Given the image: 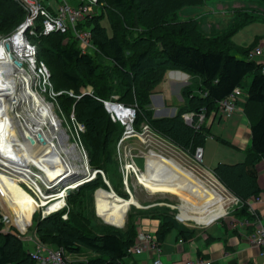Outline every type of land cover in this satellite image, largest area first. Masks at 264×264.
Wrapping results in <instances>:
<instances>
[{
  "label": "trees",
  "instance_id": "obj_1",
  "mask_svg": "<svg viewBox=\"0 0 264 264\" xmlns=\"http://www.w3.org/2000/svg\"><path fill=\"white\" fill-rule=\"evenodd\" d=\"M70 1L74 6L78 5V0ZM205 1L97 0L90 16L79 25L81 29H89L93 47L90 54L80 51L79 43L71 33L37 35L31 40L37 44L38 59L51 60L47 65L52 73L54 91L68 90L80 95L77 100L62 94L56 97V102L66 115L73 110L75 120L84 126V133L79 134L78 140L93 168H100L98 162L101 159L107 165L111 163L110 146L117 139V127L122 128L111 122L104 102L135 106L134 128L138 129L140 123L149 124L158 135L192 158L198 148L202 149L206 133L202 128L185 124L183 114L194 113V123L201 109L205 110L206 117L212 112L217 114L218 103L234 88L243 89L245 79L251 76L246 103L259 106L261 113L257 121L250 125V160L247 155L243 163H218L211 171L228 193L243 204L234 213L242 216L240 221L248 224L253 216L245 203L252 197L260 196L255 166L264 161V63L249 59L248 54L258 46L264 47V41L256 38L242 51L245 59L231 55V46L226 47L229 36L205 43L199 34L197 20L182 21L179 16L183 8L196 7ZM97 4L101 5L99 14L94 13ZM24 16L20 3L0 0V36L10 34ZM103 19L107 21V26L102 25ZM248 22L243 19L238 29ZM168 71L200 77V93L206 92L207 95L190 96V92L184 90L185 104L177 109L174 116L155 118L149 108L150 96ZM81 87H90L92 91L81 94ZM112 94L118 96L116 100L111 98ZM99 185L106 190L98 175L96 180L69 193V203L80 204L78 200ZM153 217L160 220L156 233L159 243L171 230L181 227L167 212L153 214ZM84 224L78 214L70 213L64 220L62 212H56L36 219L33 230L41 243L61 248L68 255L82 252L95 254V257L85 261L70 264H126L127 250L136 238L132 225L128 223L122 230L108 227L106 232L95 234ZM2 228L0 214V264H37L22 236L14 231L4 232ZM178 235L189 240L184 230H180Z\"/></svg>",
  "mask_w": 264,
  "mask_h": 264
},
{
  "label": "rangeland",
  "instance_id": "obj_2",
  "mask_svg": "<svg viewBox=\"0 0 264 264\" xmlns=\"http://www.w3.org/2000/svg\"><path fill=\"white\" fill-rule=\"evenodd\" d=\"M220 2L222 1L206 0L204 5H198L196 7L193 6L185 7L182 9V11H180L179 16L182 21L188 19H195L199 23L208 22L210 24L217 25L220 22V25L222 26L229 25L230 17L234 13L233 10L234 8L232 7L233 6L235 7L234 5L235 2L229 5V7L232 9L228 7L227 9H223V10L219 9L217 5ZM69 3L73 6L75 5L74 3L71 2ZM96 3L94 4V6L96 5ZM240 3L241 6L246 7L248 12L252 13V10L248 9L250 7L249 4H252V0H245V3L244 2H240ZM100 8L101 5L97 4V6L94 8V13L99 14ZM257 9H259V11H257L258 20L253 25L251 26L248 25L249 27L242 29L232 37L231 41L236 46L238 47H243V45L245 47L249 46L250 44L253 43L252 39L254 38L255 35L258 37L264 35V4L261 3V6H258ZM101 23L103 26H107L106 20L103 19ZM214 28L216 27L213 26V29ZM8 35L9 34L2 37H7ZM134 35L135 34H133V37ZM42 41L45 45H48L47 43H45L43 39ZM37 60L40 61L38 57ZM48 61L51 60L49 58H46V61L42 60L40 62H43L50 72V83L52 85V90L54 91L53 86L55 85H54V81L51 79L52 73L48 68L47 65ZM247 80L248 78L245 79L246 83ZM191 83L193 85V87L191 86V90H196V85L193 84L194 82L191 81ZM246 83H244V87L242 89L243 94H245L247 91L248 84ZM85 88L86 89L81 87L82 90L92 91L90 87H85ZM54 93L57 94L60 93L59 95L67 94L68 96H71L75 99H77L78 96L75 95L72 91H68V90L65 91L62 90L58 92L54 91ZM173 94L174 97L177 98L176 93ZM117 97L118 96L116 94L111 95V98L114 100H116ZM6 99L7 101L11 99L10 90L6 93ZM241 99H243V97L240 98L239 100ZM155 100L153 101L155 102ZM123 106L125 108H132L134 110L136 108L135 106H125V105ZM57 107H58V112L54 110V114L56 117L55 120L58 127L56 129H54L53 127L47 129V127H49L50 124L49 126L44 125L46 127L43 126V131L49 138H54L52 139V141L54 142L55 147L57 146L56 151L58 152L59 158L62 161V163L66 164L69 169L72 168L70 171L75 172V174L71 175L70 177L69 176L66 177L63 183H69L75 180V178H77L80 173H85L87 169L93 171L95 170L101 171L104 174L105 179L107 181V185L104 183L106 186V190H104L102 188L103 186L101 185L96 187L93 191L88 190L87 193H85L84 196H82L80 200H78L81 202L80 204L77 205L70 204L67 199V196L65 195L64 204L62 208H60L57 211V212H62V218L65 217V219H67L68 214L70 216V213H73L74 215L78 214L79 218L82 219L83 222L85 223L84 224L85 228H87L92 233L100 234L106 232L108 227H113L116 229L119 228V230H122L125 228L126 225H128V223L134 227L135 231H138L139 228L138 226H140V224L138 225L139 221L147 217L152 218L153 214H158V213L162 214L167 212L169 215H173L174 217L178 214V219H183L185 217H191V218L195 217L193 213L199 212L201 210L196 206H189L190 204H192L195 195L192 189L185 188L181 193L150 192L147 189H145L142 184L138 183L137 173L138 174L142 173L144 174L145 177L150 178L151 180H159L161 179V177H163L162 166L159 163H157L154 159L147 157V155H149L150 152L160 155L166 159H173L183 168L194 173L196 177H198L202 182L206 184V186L203 188L205 191H210L211 187L212 188L213 186L215 187V189L223 196V206H224V215L223 216L215 215L216 217H219L217 220L227 219L228 217H230L229 215L232 214L236 209L239 210L240 207H237L234 204H232V201L230 202L231 198L228 195L229 193L225 192L221 188V186L215 181V179L211 176L208 170L212 169L213 166L210 167V164L214 162L215 159L221 158V154L225 156V153L230 152L231 155L234 158H236V157H241V156H237V152L241 150L233 149L229 146H226V144L221 143L217 139L207 138L204 145L205 146L204 158L201 161V164H198L194 162L193 159L187 153L182 152L177 148L173 149L169 144L164 145V143L161 142V139L158 138L161 136L158 135L155 131L152 130V133L141 134L140 128L142 127V125H144V123H140L138 129L133 127L136 132L135 135L127 136L124 131L126 126H121L119 123H117V121L112 120L110 114L108 113L111 122L114 123V125L119 124L122 128L119 127L121 129L120 130L116 125L118 129V135H117V139L112 141V144L110 146L111 149L110 151L112 155L111 163L107 165L104 163L103 159H101L98 162L100 168H93L90 166V158L86 150L78 140L79 139L78 137H80L79 134L81 132L78 133L75 132V129L69 122V116L63 113V110L58 105V103H57ZM31 118H32L31 116H27V113L24 110H22L20 111V118L15 119L14 129L16 135L18 136L19 141H20V136L18 132L19 131L21 132L22 129L27 131L25 125L21 126L18 123L19 119L26 121L28 125L29 124L34 125L36 121L42 119L41 117L34 120ZM11 119L13 121V117H11ZM226 120L228 119L222 120L221 126L224 125ZM207 123L208 120H206V124ZM230 123L231 121H229V124ZM133 125L134 124L132 123V126ZM216 125L210 129L209 131L210 134L213 135L214 137H218V138L220 137L226 140L231 130H229L228 128L219 129L220 125L219 126ZM82 150H84L86 153L87 166L83 164L84 159L80 156L83 153ZM27 156L28 159H30V161L27 159L25 154L23 155L27 165L28 164L35 165L31 157L28 154ZM224 160L228 161L229 159H224ZM131 167H134L137 172L135 173L131 169ZM30 169L35 174H38L40 176L41 174L43 175L44 180H39V179L37 180V185L43 197L45 196L47 197L50 194H52L51 192L52 189L48 190L46 188V186L50 187L51 183H52L51 185L53 186V191L57 193L60 191L61 189L60 186L62 185V182H58V176L56 180L51 181L48 179V176L44 172L38 171L35 166H32ZM0 173H2L1 167H0ZM98 175L99 174L95 175L93 181L96 180V177ZM189 177H192V174ZM46 180H48L49 182H47ZM19 185L16 184L8 187L9 194L12 198L9 199V196L6 197L7 201L5 202L0 198V213L2 214V216H6L9 221L7 224L1 222L3 227L2 229L3 231H7V232L14 231L18 233L20 236H22L27 242L28 245L27 249H29L30 251L37 244L44 247H49V245H45L39 241L36 233L33 230V226L35 224L36 219L43 218L44 216L43 212H45L46 208L49 207L50 201L46 199L43 200L42 196H40L35 191L36 189L35 188L33 189L31 185H28V183L19 182ZM107 186L111 192H114V194L123 201H129L133 199L138 203V206H130L120 221H112L111 219L106 217L105 213L103 212L104 209H103L102 201L103 198L105 197V194L109 192ZM77 189L78 188H76L75 190ZM212 219H214V217ZM184 223L186 224L188 223L189 225L192 226H200L195 224L194 222H184ZM174 233H175L174 229L170 231V233L166 238L167 239L166 244L168 243L169 239L173 237ZM149 235L151 237H154L152 234ZM154 238L157 241L156 236ZM94 256L95 254L87 253V252H82L78 255H68L63 252V257L67 264H70L71 262L85 261L90 257H94ZM154 260L155 257L153 258V261Z\"/></svg>",
  "mask_w": 264,
  "mask_h": 264
},
{
  "label": "built area",
  "instance_id": "obj_3",
  "mask_svg": "<svg viewBox=\"0 0 264 264\" xmlns=\"http://www.w3.org/2000/svg\"><path fill=\"white\" fill-rule=\"evenodd\" d=\"M18 2L22 5L25 12L23 21L18 24L15 29L7 36H0V64H5V67H9L13 72V75L18 78L16 91L18 93V100L12 101L10 105V100L7 101V108L5 111L6 116L9 114L13 117L14 125L15 119L20 118V111L24 110L27 113V116H31V119L45 118V124H50L47 129L53 127V122L56 123V117L54 110L58 112L56 96L59 95L54 93L52 90V85L50 83V72L43 62L37 60V44L30 40L34 36H48L53 33L68 34L71 33L79 43L80 51L90 54L93 50V47L90 43V32L89 29L79 27L80 23L85 20L89 15L92 6L96 3V0H78V5L73 6L69 2L70 0H53L54 5L46 4L45 0H12ZM90 16V15H89ZM248 58L255 60L257 63H264V47L258 46L252 51L249 52ZM15 62L19 63V66L15 65ZM81 94H90L91 91H86L81 89ZM202 96H206L207 93H200ZM199 94V95H200ZM243 90L240 88H234L231 93L223 100L218 103L217 114L223 119H230L236 111L237 101L244 97ZM80 98V95L77 96V99ZM34 100L38 102L40 108L34 104ZM104 108L107 113L110 114L112 120L117 121L121 126H126L124 131L127 136H133L136 134L132 123L135 118V110L132 108H125L123 105L114 102H104ZM30 105V108H29ZM41 108L44 112L41 111ZM120 108L124 111H130L131 115L129 118L122 120L118 114H120ZM1 114L3 111H1ZM119 112V113H117ZM123 112V111H122ZM124 113H122V116ZM45 115V116H44ZM26 116V115H23ZM69 116V122L73 125L75 132L83 133L85 128L82 124L78 123L75 120V116L72 112ZM194 113H185L183 114V120L185 124L192 126L196 129L199 128L203 119H204V110H201L196 116L197 121L193 122ZM47 121V123H46ZM46 127V126H44ZM58 127L56 123V128ZM54 128V129H56ZM43 129V128H42ZM141 134L143 133H152V129L149 124L144 123L140 128ZM20 140L24 143L25 140L22 137L21 132L19 131ZM30 133L33 134L32 131ZM44 133V131H43ZM45 134V133H44ZM38 135V134H37ZM40 135V134H39ZM43 135V134H42ZM35 139L38 140L36 135ZM41 136V135H40ZM42 137V136H41ZM43 138V137H42ZM161 139V142L169 144L173 149L176 147L171 145L163 137H158ZM44 140V139H43ZM82 155H80L84 161L83 164L87 166L86 162V153L82 150ZM193 161L201 164L202 161V149L198 148L192 157ZM72 172L71 175H73ZM96 174H99L102 177V180L105 184L107 181L104 174L99 170H88L85 173H80L75 180L69 183H63L67 176L61 174L58 176V182H62L60 186L61 189L57 193L53 191V186L50 184V187L46 188L48 190L52 189V194L49 196H42V193H38L42 196V199H46L50 202L56 200L58 197H63L75 190L76 188L93 181ZM70 175V176H71ZM69 176V177H70ZM56 180V179H54ZM53 180V181H54ZM49 182L48 180H46ZM19 184V181H18ZM56 185V184H55ZM229 195V194H228ZM234 204L237 207H242L243 204L237 199L229 195ZM255 203L264 202V196L260 195L257 198L252 199ZM251 201H247L246 206H250ZM62 208V207H61ZM60 209V208H59ZM56 211H46L43 212L44 217L52 214ZM178 221V214L175 216ZM65 220V217H63ZM1 222L7 224L9 221L6 216L1 214ZM238 223V224H237ZM246 225V222L242 221L236 222L232 225V228H235L237 225ZM249 243L260 249V255L264 259V226L260 221H256L255 227L248 237ZM159 243L155 240L154 237H151L147 233L138 232L136 235L133 245L127 250L128 254H141L144 251H151V253H159ZM63 249L54 248V247H44L37 244L30 252L31 257L37 264H67L63 257ZM153 264H163L159 256L155 257ZM184 264H210L204 260H195V261H186Z\"/></svg>",
  "mask_w": 264,
  "mask_h": 264
},
{
  "label": "crops",
  "instance_id": "obj_4",
  "mask_svg": "<svg viewBox=\"0 0 264 264\" xmlns=\"http://www.w3.org/2000/svg\"><path fill=\"white\" fill-rule=\"evenodd\" d=\"M221 1L222 2L217 4L219 9L221 10L227 9L230 4H233V2H235V7H232L234 8V13L230 17V24L222 26L220 25V22L216 25L210 24L208 22L199 23L197 21L199 34L207 44L229 36L226 47L228 48L229 46H231V55L235 56L238 59H245V57H242L241 52L251 44L246 47L244 45L243 47H238L231 41V39L237 32L253 25L258 20L257 11H259V9H257V7L261 6V3L264 4V0H252V4H249L250 7L248 8L252 10V13L248 12L245 6H241L240 2L245 3V0ZM46 2L49 5H54L53 0ZM243 19H246L249 22L238 29V26ZM213 26H215L216 28L213 29ZM256 38H262V40L264 41V35L259 37L255 35L252 39V42H254ZM247 78V83L244 81V83L246 84L250 82L251 76ZM191 81H193V84L196 85V90H191V86L193 87ZM200 87V77L196 75H187L179 71H168L163 77V80L155 87L152 95L150 96L151 106L149 108L152 110L155 118L172 117L177 112V109L185 104L186 98L182 95L183 91H189L191 94H189L190 96H195L200 94ZM173 93H176L177 98L174 97ZM153 100H155V102ZM260 113L261 108L259 106L246 103V93L243 99L237 101L235 113L230 119L226 120L224 125L222 126L221 122L223 118L219 117L214 112L210 113V115L206 117L204 112V119L198 129L202 128V130L206 133V140L207 138L217 139L221 143L226 144V146L241 150L237 152V156L241 157L234 158L230 152L225 153V156L221 154V158L215 159V161L210 164V167L213 166L212 169L218 163H224L228 165L243 163L245 162L247 155L248 160H250V125L257 121ZM206 120H208L207 124ZM229 121H231L230 124ZM215 125H220L219 129L228 128L229 130H231L226 140L220 137H214L210 134V129ZM204 145L205 142L202 146V160L205 155ZM224 159L229 160L225 161ZM247 166H249L248 161ZM212 169L208 170V172L214 178L211 173ZM255 170L257 174V184L261 191L260 195L264 196V161H260L255 166ZM215 181L225 192L228 193V191L216 179ZM210 191H212V187L210 188ZM253 198L254 197L248 200L251 201V207L246 206L248 208V212L253 216V220L251 218L248 224L246 222V225L240 224L235 228H232V225L236 222L240 223V219L242 217L237 213L235 214L233 212L227 219L216 220L219 218L215 216L218 213L213 214L214 212L211 213V211L209 212V210L201 208L197 205L190 204L189 206H196L201 211L194 212L193 214L195 215V217L193 218L185 217L183 219H179L180 221H178L175 217L176 221L181 225V227L174 228L175 233L173 237L169 239L167 244L166 238L168 235L165 237L164 241H162L161 243L158 242L160 245L158 254L151 253V251H144L143 253L138 255L128 254V257L125 259L126 264H153V258L156 256H159L161 258L163 264H184L186 261L195 260H204L209 262L210 264H264V259L260 255V249L252 246L248 240V237L255 227L256 221H260L264 226V202L255 203L252 201ZM211 216L212 218L214 217V219H212ZM184 222H194L195 224L200 226H192ZM139 224L140 226H138L139 228L137 227L138 231H136V235L138 234V232H143L152 234L155 237L156 231L158 230L160 224V220L156 219L155 217H147L139 221L138 225ZM180 230H184L185 232H187V235H189V240L186 241L182 238H179L178 232ZM23 241L26 246H28L24 238Z\"/></svg>",
  "mask_w": 264,
  "mask_h": 264
},
{
  "label": "bare ground",
  "instance_id": "obj_5",
  "mask_svg": "<svg viewBox=\"0 0 264 264\" xmlns=\"http://www.w3.org/2000/svg\"><path fill=\"white\" fill-rule=\"evenodd\" d=\"M5 64H0V167L2 173H0V198L5 202L6 197L12 198L9 191L4 189L16 185L19 182L28 183L32 188L36 189L40 193V189L37 185V180H44L43 175L35 174L30 169L35 166L38 171L44 172L48 179L53 181L57 176L64 174L70 176L72 174L71 169L59 158V154L56 151V147L52 139L43 133V126L45 124V118L39 119L35 124H29L19 119L18 123L21 126L25 125L27 132L33 136L40 134L43 136V142L36 141L34 146H30L26 143L19 141L16 135L14 124L9 114L6 116L7 99L6 93L10 90L12 101L18 100V93L16 91V85L18 78L13 75V72L9 67H5ZM34 104L40 108L37 101L34 100ZM41 111L43 109L41 108ZM123 111V112H122ZM120 114L118 116L125 120L131 115L130 111H124L120 108ZM117 112V113H119ZM122 113H124L122 116ZM45 116V115H44ZM53 128H56V123L53 122ZM30 131L33 132L30 133ZM53 131V130H52ZM22 134V133H21ZM23 137V136H22ZM28 159L27 154L31 157L33 164L26 163L23 155ZM147 157L154 159L163 168V177L159 180H151L144 176V174H138V183L142 184L145 189L150 192H176L181 193L185 188H190L194 191L195 195L192 201V205H197L201 208L214 212L216 215H224L223 196L215 189L212 191H204L206 185L194 173L186 170L180 164L173 159H166L160 155L150 152ZM30 161V159H28ZM136 173V169L131 167ZM75 174V172H74ZM192 174V177H189ZM191 178V180H189ZM19 185V184H18ZM20 186V185H19ZM35 190V191H36ZM212 192V193H211ZM228 196V195H227ZM231 202V201H230ZM103 209L106 217L112 221H120L124 214L127 212L130 206H138V203L131 199L129 201H123L117 197L114 192H107L103 198ZM64 204V198L58 197L56 200L49 203V207L46 211H56ZM217 220V219H216ZM215 220V221H216Z\"/></svg>",
  "mask_w": 264,
  "mask_h": 264
},
{
  "label": "water",
  "instance_id": "obj_6",
  "mask_svg": "<svg viewBox=\"0 0 264 264\" xmlns=\"http://www.w3.org/2000/svg\"><path fill=\"white\" fill-rule=\"evenodd\" d=\"M15 65L19 66V63L15 62ZM21 133H22V136H23L24 140L30 146H34L36 144V139H34L33 136H31L27 131H25L24 129H22L21 130ZM37 137H38L39 142H43V138L39 134L37 135ZM107 188H108V186H107ZM109 192H111L110 189H109ZM123 225H122V227H123Z\"/></svg>",
  "mask_w": 264,
  "mask_h": 264
}]
</instances>
